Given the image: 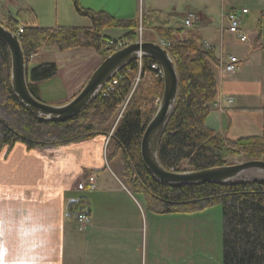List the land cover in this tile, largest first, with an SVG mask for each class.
Returning <instances> with one entry per match:
<instances>
[{
    "label": "crops",
    "instance_id": "0c3cea01",
    "mask_svg": "<svg viewBox=\"0 0 264 264\" xmlns=\"http://www.w3.org/2000/svg\"><path fill=\"white\" fill-rule=\"evenodd\" d=\"M74 0H0V15L14 16L29 9L38 28L88 27L79 17ZM81 9L103 12L119 21H140L146 14L163 16L176 28L182 17L197 18L201 43L212 47L218 67L215 101L220 111H210L206 125L223 138L236 141L259 137L264 129V0H77ZM247 10L241 17L246 41L228 34L224 15ZM128 31L103 30L108 39ZM149 32V42L157 37ZM55 54L57 61L44 59ZM91 50L59 53L43 49L33 57L28 71L53 63L57 76L37 85L39 101L60 105L70 101L91 73L79 79ZM235 57L238 69L221 74L222 63ZM60 58V59H59ZM70 64V65H68ZM80 64V65H79ZM61 70L67 81L58 80ZM114 145L99 136L77 144L28 151L22 144L0 152V264L14 257L20 247L40 245L44 264H221L217 247L209 240L212 223L194 216H154L143 199L123 182ZM85 173L95 175L96 189L77 191ZM84 198L88 206L85 226L69 220V202ZM200 256H196V254Z\"/></svg>",
    "mask_w": 264,
    "mask_h": 264
},
{
    "label": "trees",
    "instance_id": "16d2710c",
    "mask_svg": "<svg viewBox=\"0 0 264 264\" xmlns=\"http://www.w3.org/2000/svg\"><path fill=\"white\" fill-rule=\"evenodd\" d=\"M73 5L79 17L88 19V27L38 28L29 9L3 18L0 24L12 32L19 25L24 27L18 40L26 67L29 58L51 48L60 53L87 49L105 59L113 53L107 43L116 40L131 42L136 38L135 30L140 22L166 45L178 76L176 106L157 149L161 167L181 173L228 166L227 162L237 157L246 161H264V129L259 137L230 141L207 127L208 106L217 96L213 69L218 67V61L212 50L203 48L197 31L189 32L183 40L174 36L184 32L180 25L171 27L161 15L146 14L140 21H119L103 12L81 9L77 0ZM112 29L128 32L118 39L102 36L103 30ZM153 64H156L153 60H141V76H150L149 90L145 95L137 91L139 85L128 98L132 80L139 71L138 63L133 62L110 79L108 83L116 80L117 85L107 97L102 94L108 83L83 111L72 118L43 122L14 99L10 88V55L0 42V152L3 148L10 150L15 144H22L30 151L107 137L126 101L110 142L114 145L112 157L119 155L123 179L131 193L141 197L145 208L154 215L191 214L220 206L221 264H264V183L231 187L216 183L168 186L153 180L144 167L140 158V140L158 106L163 86L162 79L153 76L155 72L150 68ZM56 75L57 68L53 63L41 64L28 71L29 93L39 100L37 85ZM84 210L88 212L84 198L69 202L67 217L76 220V214Z\"/></svg>",
    "mask_w": 264,
    "mask_h": 264
},
{
    "label": "water",
    "instance_id": "95a60500",
    "mask_svg": "<svg viewBox=\"0 0 264 264\" xmlns=\"http://www.w3.org/2000/svg\"><path fill=\"white\" fill-rule=\"evenodd\" d=\"M0 42L10 55V88L17 103L40 121H62L83 111L102 88L121 70L133 62L153 60L162 71V94L154 115L140 140V158L156 182L168 186H195L216 183L231 187L264 183V161H246L202 171L174 173L164 170L158 162L157 149L161 136L175 109L179 95L178 76L167 51L156 43H133L113 52L95 68L82 89L62 105H49L36 100L27 88L28 70L20 42L0 25Z\"/></svg>",
    "mask_w": 264,
    "mask_h": 264
},
{
    "label": "built area",
    "instance_id": "2783aa9c",
    "mask_svg": "<svg viewBox=\"0 0 264 264\" xmlns=\"http://www.w3.org/2000/svg\"><path fill=\"white\" fill-rule=\"evenodd\" d=\"M0 8H1V4H0ZM246 13H247V10H242V11L234 10V11L228 12L224 15V20L227 24L225 31L228 34L235 36L240 43H244L246 41V36L243 33V30L241 29V17H242V15H245ZM0 22H1V20H0ZM4 28L6 30L8 29L7 26H4ZM180 28L183 29L184 32L180 35L174 34V36L179 38V39L184 40L189 32H196L198 30L197 18L193 14H190V13L186 14L181 19ZM23 30H24V27L19 25L17 27L16 31L14 32V35L17 36V38H18L19 36H21L23 34ZM114 43H116L115 49H113L115 52L123 49L126 46H128V44L120 42V40H116ZM155 43L166 50V45L163 42L156 39ZM109 44L112 45V43H109ZM202 46L204 49L212 50V47L206 43H204V44L202 43ZM31 58H29V60ZM137 63L139 65V71H138V74L136 76H138V78H140V76L142 75V71L140 70L141 60H139ZM150 68H151V70H153L155 72L153 75L154 78L162 79V71H161L160 67L157 65V63L151 65ZM237 69H238L237 59L235 57H228L222 63L220 71H221L222 75L232 76L233 74H235ZM149 78H150V76H149ZM137 81H138V79L132 80L131 89H132L133 84L134 85L137 84ZM107 85L108 86L106 87V89L104 90V93L102 94L105 97L108 96L107 95L108 93H112L114 91V87L117 85V81L113 80L111 83H108ZM134 90H135V87H134ZM134 90L132 91V93L130 90L128 98L130 97V94L131 95L133 94ZM125 106H126V101H125V103H123V105L121 106V108L118 112V115H117L118 119L116 120V122L121 118L122 113L125 110ZM208 108H209V111H213V110L220 111V105L215 100L209 104ZM113 127H112L111 131L113 130ZM107 140H108V138H107ZM75 189L77 191H84L86 189H88V190L96 189L95 175L93 173H85L83 175V178H81V180L76 184ZM87 214H88V212H86L85 210L78 212L76 214V222L81 226H85L87 223V220H88Z\"/></svg>",
    "mask_w": 264,
    "mask_h": 264
},
{
    "label": "rangeland",
    "instance_id": "374dc122",
    "mask_svg": "<svg viewBox=\"0 0 264 264\" xmlns=\"http://www.w3.org/2000/svg\"><path fill=\"white\" fill-rule=\"evenodd\" d=\"M240 11H242V10H240ZM7 15H8V13L7 14L0 15V20L2 21L3 18H6L7 17ZM160 20H163V19H160ZM164 21H166V19H164ZM7 30L9 32L13 33V34L15 32V31L12 32L10 29H7ZM135 31H136V36H135L136 38L134 40H132L131 42L129 41V43L126 40H120V42L126 43L128 45L133 44V43L149 42V32H148V29L145 26L143 27L140 22L138 23V26H137V28H136ZM109 43H112V45H110ZM109 43H107V48L109 46L112 50L115 49V44L116 43L111 42V41ZM78 50H81V49H78ZM72 51H75V50H71V51H67V52H72ZM113 52H114V50H113ZM62 53H64V52H62ZM89 56H90V58H93V60H90V59L86 58L85 65H83V67H82L81 75L80 74L78 75L79 79H82L83 80V77L85 78V76L87 75V73L89 71H91V69H93V67L98 66L102 62V60L104 59L103 57H100L99 55H96L95 53L92 56L91 55H89ZM46 58L48 60H52V61H57L58 60V57L55 54L45 55L44 56V59H46ZM32 59H33V57L29 60V62L27 64L28 67H29V64H31ZM68 65H70V64H68ZM64 71L65 70H61L62 73L61 74H58V80L61 79L63 81H67V78L68 77L65 75V73H63ZM65 72L67 74L68 71H65ZM136 79H138L137 84L136 85L133 84L132 89H131V93L134 90V87L136 89L140 85L138 87V90L137 91H139L141 93L140 95H142V94L145 95L146 92H148V90H149V76H146L144 78L142 76H140V78H138V76H135L133 78V80H136ZM140 80H142V81L140 82ZM139 92H138V94H139ZM130 97H131V94H130ZM63 104H65V103H63ZM60 105H62V104H60ZM117 119H118V116L116 117L113 126L116 125V123L118 122V121L116 122ZM113 129H114V127H113ZM112 131L110 132V134L107 135L108 140H110V137L112 135ZM242 162H246V160L243 157H237L235 159L229 160L227 162V165L236 164V163L238 164V163H242ZM122 180L125 183L124 179H122ZM172 215L173 216L174 215H176V216H191V217L194 216L197 219H199V218H206V216H210L209 219L207 220V224H209L210 222L212 223L213 233L211 234L209 240L212 241L213 245L217 247V252L219 253V259L221 261V209H220V206H214V207L205 209V210H203L201 212H196V213H191V214H164V215H154V216L161 217V216H172ZM196 256H200V254L197 253Z\"/></svg>",
    "mask_w": 264,
    "mask_h": 264
},
{
    "label": "clouds",
    "instance_id": "9594fccd",
    "mask_svg": "<svg viewBox=\"0 0 264 264\" xmlns=\"http://www.w3.org/2000/svg\"><path fill=\"white\" fill-rule=\"evenodd\" d=\"M6 260L7 264H44L40 245L32 242L22 245L14 257Z\"/></svg>",
    "mask_w": 264,
    "mask_h": 264
}]
</instances>
